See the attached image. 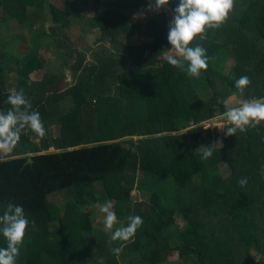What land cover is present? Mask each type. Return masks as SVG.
Instances as JSON below:
<instances>
[{
	"label": "trees",
	"instance_id": "obj_1",
	"mask_svg": "<svg viewBox=\"0 0 264 264\" xmlns=\"http://www.w3.org/2000/svg\"><path fill=\"white\" fill-rule=\"evenodd\" d=\"M149 3L115 0L106 13L82 18L84 1L64 0L61 8L54 0H0L5 18L32 32L15 62L12 37L0 46V110L11 107L13 83L46 129L44 138L22 134L0 159V215L12 202L30 222L16 264H98L100 257L105 264H164L174 253L179 258L169 264H264V122L235 136L212 124L232 107L228 99L264 98V0H235L220 28L190 44L210 58L199 78L167 63L166 12L130 22L126 11ZM178 3L167 6L173 11ZM77 23L100 29L96 45H73L67 30ZM52 47L58 72L42 53ZM241 76L251 81L243 95L235 87ZM212 132L222 145L202 160L196 151L215 144ZM61 194L67 201L58 205ZM108 200L120 224L130 215L143 219L132 239L112 242L123 246L119 257L109 251L111 233L96 224L94 205Z\"/></svg>",
	"mask_w": 264,
	"mask_h": 264
},
{
	"label": "clouds",
	"instance_id": "obj_2",
	"mask_svg": "<svg viewBox=\"0 0 264 264\" xmlns=\"http://www.w3.org/2000/svg\"><path fill=\"white\" fill-rule=\"evenodd\" d=\"M170 0H155V8H163ZM235 0H179L174 8L173 19L169 24L168 41L171 45L166 61L169 65L186 72L189 77L199 78L202 70H207L209 57L207 51L199 43L190 44L199 37L206 38L208 29L220 28L233 10ZM152 5H149V10ZM174 53V55L172 54ZM162 66V65H161ZM235 79V78H234ZM251 83L249 77L241 76L235 79V87L243 95L245 88ZM6 103L11 107L7 111L0 110V159L12 153L20 141L22 134L30 130L38 137L46 136V129L38 111L32 110V105L26 99L23 90L13 89L8 95ZM222 116L227 122V136H235L239 131L244 133L249 127L255 128L264 122V98L241 99L239 105L228 107ZM218 116H221L218 115ZM217 117V116H216ZM219 142L211 146L201 145L196 151L202 160L212 157ZM222 145V144H220ZM264 172V168H262ZM248 183L246 177L238 179V184L244 187ZM104 216V226L112 230L109 239V251L119 257L123 246L112 247V242L129 241L132 239L143 219L138 215L127 217V225L120 224L113 204L110 200L94 205ZM29 219L21 205L8 202L0 215V234L6 241V247H0V264H16L20 256L21 247L29 227ZM114 229V225H118ZM32 228L36 227L35 220L31 221ZM114 229V230H113ZM98 264H105V257H100Z\"/></svg>",
	"mask_w": 264,
	"mask_h": 264
},
{
	"label": "rangeland",
	"instance_id": "obj_3",
	"mask_svg": "<svg viewBox=\"0 0 264 264\" xmlns=\"http://www.w3.org/2000/svg\"><path fill=\"white\" fill-rule=\"evenodd\" d=\"M72 1H76V0H72ZM79 2L84 1L86 6V10L87 13L84 15H81L82 18H87L89 16H98L99 15V11H101V13H106L108 11L107 8V4L110 2H114L115 0H102V5H96L93 2H91L90 0H78ZM54 2L57 3V5L59 7H63V3L64 0H54ZM149 5H152V9L149 10V7L147 9H135V10H128L126 11L128 16L130 17V22L132 24H137V23H143L145 22L146 19H148L149 17L157 14L160 11L166 12L169 16L170 19H173V11L170 9L169 6H165L163 8H155V0H149ZM49 12V8L46 7V10L44 11L45 14V20H50L51 16L48 14ZM170 20V22H171ZM2 22H5L6 24L3 25ZM47 27H49L51 24L48 21L46 23ZM67 32L69 33V38L72 40V43L75 47H77L78 49H83V48H87V47H92L93 45H96L98 43V41L101 39V31L100 29H91L88 26H84L81 25L79 23L74 24L72 28H70L69 30H67ZM31 30L29 29V27H27L26 25H20L18 23V21L16 19L13 18H9L6 19L5 16L3 15V11L0 10V46L1 45H5V42H8V38L12 37L10 42H8V47L10 48L9 51L11 52V58H10V62H15L17 59H20L23 55L27 52L28 49V45L32 42L31 40ZM48 49H43L42 53L45 56H49L51 58L50 62L51 63V67L54 69V72H58L61 69V64L60 63H55V51H57V49H54V47L50 48L49 51H47ZM59 62V61H56ZM49 65V67H50ZM232 65V63H230L228 66ZM8 71L10 72V74H13L12 77H14V73H15V67L13 65H10L7 67ZM228 72V70H226V73ZM40 78L39 76H34L33 75V79L36 80V78ZM7 80H11V79H7ZM13 81V80H12ZM66 82L69 84L72 82V76L71 74L68 72L67 77H66ZM116 85H113V88H115ZM7 89L9 90H13L15 89V85L13 83H8V87ZM115 91V90H112ZM239 99L236 98H232V99H228L227 100V104H229L230 106L234 107V106H238L239 105ZM217 120V119H216ZM225 121V119L223 121H215L214 123H212L213 125H217V126H222V123ZM211 125V126H213ZM210 125L207 124L204 126V129H207ZM217 128V127H216ZM57 129V128H56ZM218 129V128H217ZM189 129L183 131L182 133H186L188 132ZM214 131V130H213ZM213 137L212 140L217 143L219 142L220 144H222V138L215 136V132H212ZM219 144V145H220ZM225 168V167H223ZM225 175H227L226 172H224ZM138 193L134 192L133 196H135L137 198ZM53 200H55V198H53ZM65 201H67L66 195L61 194L59 196H56V204L61 205L63 204ZM178 223L179 226L182 227L185 225V222L183 221L182 216L180 215L178 217ZM96 224L97 227L102 229V230H106L108 233H111L112 230H107L104 226V216L102 213H100V215L97 216L96 218ZM99 224V225H98ZM179 258L178 253H174L172 254L168 261L164 264H169L172 262L177 261ZM255 258H258L257 256ZM186 264H192L191 261H189L188 263L186 262Z\"/></svg>",
	"mask_w": 264,
	"mask_h": 264
},
{
	"label": "built area",
	"instance_id": "obj_4",
	"mask_svg": "<svg viewBox=\"0 0 264 264\" xmlns=\"http://www.w3.org/2000/svg\"><path fill=\"white\" fill-rule=\"evenodd\" d=\"M219 120V121H223L224 120V118H223V116L221 115V116H217V117H215V119H213V121L215 120V121H217V120ZM211 123V120L209 121V122H207L206 124H210ZM224 125H227V122H226V120L222 123V126H224ZM223 129V128H222Z\"/></svg>",
	"mask_w": 264,
	"mask_h": 264
},
{
	"label": "water",
	"instance_id": "obj_5",
	"mask_svg": "<svg viewBox=\"0 0 264 264\" xmlns=\"http://www.w3.org/2000/svg\"><path fill=\"white\" fill-rule=\"evenodd\" d=\"M191 139H193V137L191 136ZM29 162L31 163L32 161L31 160H29Z\"/></svg>",
	"mask_w": 264,
	"mask_h": 264
}]
</instances>
